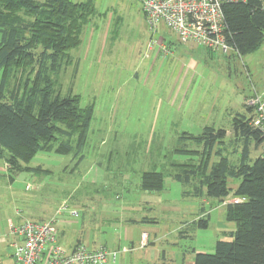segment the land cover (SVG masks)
I'll return each mask as SVG.
<instances>
[{"label":"rangeland","instance_id":"obj_1","mask_svg":"<svg viewBox=\"0 0 264 264\" xmlns=\"http://www.w3.org/2000/svg\"><path fill=\"white\" fill-rule=\"evenodd\" d=\"M92 2L98 12L84 28L81 44L68 51L70 61L58 76L50 74L61 94L78 95L82 107H92L86 141L77 152L38 151L21 162L40 168L37 172H11L0 157V214L5 217L20 206V196L52 209L61 200L66 201L61 206L78 202L68 206L77 216L63 212L62 217L108 233L113 215L102 211L105 206L146 198V213L156 220V246L169 263L187 264L194 253H212L217 240H230L224 234L234 230L235 223L225 220V207L236 197L188 194L190 187L172 177V163H194L198 156L173 149L200 150L182 138L184 133L197 135L205 126H214L226 130L216 148L231 163L237 162L240 144L231 122L235 114L245 112L254 91H264V41L257 51L241 56L211 51L181 42L163 24L152 30L139 0ZM159 39L169 47L161 48ZM20 77L17 73L8 79L6 96L13 90L21 93ZM258 154L259 148H252L251 157ZM216 160L213 155L211 161ZM148 170L163 173L162 189L136 193L141 173ZM239 182L230 179L229 186Z\"/></svg>","mask_w":264,"mask_h":264},{"label":"trees","instance_id":"obj_2","mask_svg":"<svg viewBox=\"0 0 264 264\" xmlns=\"http://www.w3.org/2000/svg\"><path fill=\"white\" fill-rule=\"evenodd\" d=\"M219 1L222 33L230 51L241 56L256 50L264 38L263 0ZM96 14L91 1L0 0V157L11 172L39 171L21 164L38 151L67 154L82 149L93 109L82 107L78 95L56 90L50 74L58 76L69 63L68 51L81 44L82 32ZM17 73L24 77L21 93L13 90L6 96L8 79ZM231 125L240 144L236 163L216 148L226 137L223 128L205 126L197 135L184 133L182 138L200 150L173 149L198 156L194 163H172V177L190 187L188 194L243 198L225 207V220L235 223V229L224 234L230 240H217L212 253H195L193 264H264V155L260 150L251 157L252 148L260 149L264 136L250 125L249 108L235 114ZM213 155L216 161H211ZM233 178L240 182L231 188ZM162 187V172L141 173L142 190ZM202 226H207L206 220Z\"/></svg>","mask_w":264,"mask_h":264},{"label":"built area","instance_id":"obj_3","mask_svg":"<svg viewBox=\"0 0 264 264\" xmlns=\"http://www.w3.org/2000/svg\"><path fill=\"white\" fill-rule=\"evenodd\" d=\"M145 20L152 30L160 24L172 31L181 42H194L211 51L227 53L230 47L223 36V12L219 0H139ZM264 11V0L262 4ZM264 93H256L246 101L250 109V125L264 136ZM264 155V140L260 146ZM236 197L233 202H241ZM77 216V211L62 205L57 212ZM10 233L18 236L11 242L14 264H107L114 262L117 252L100 246L90 249L77 244L70 251L55 243L53 219L23 220L9 225Z\"/></svg>","mask_w":264,"mask_h":264},{"label":"crops","instance_id":"obj_4","mask_svg":"<svg viewBox=\"0 0 264 264\" xmlns=\"http://www.w3.org/2000/svg\"><path fill=\"white\" fill-rule=\"evenodd\" d=\"M74 1L92 2V0ZM96 12H98L97 9ZM263 41L264 38L260 46L254 51H257L261 47ZM159 42L161 48L165 50L168 45L161 39H159ZM254 93H257V91H254L252 94ZM261 93H264V91ZM141 190L139 183V189H135V192H142ZM19 200L21 202L20 206H15L5 217L0 214V264H14L10 244L12 241L17 240L18 236L10 233L9 225L10 223L17 225L26 219L34 221L53 219L56 227L55 243L67 251H70L77 244H83L90 249L103 246L109 250L116 251V260L107 264H173L172 262H168L163 250L156 246V241L159 239L157 236L158 231L154 224L156 220L146 213L150 205V201L146 198L135 199L133 201L124 199L119 203L105 206V209L102 211L113 215L112 229H107L108 233H105L101 228L85 227L83 221H73L62 217L64 211L58 213L56 210L61 207L62 202H66L64 200L58 202L54 209H52V206L32 205L27 196H20ZM99 201L105 202V199ZM77 203L74 202L67 206L75 207ZM81 203L79 202V205L85 208V203ZM123 215L129 217L124 220L122 218ZM194 255L195 253L187 264H193Z\"/></svg>","mask_w":264,"mask_h":264}]
</instances>
